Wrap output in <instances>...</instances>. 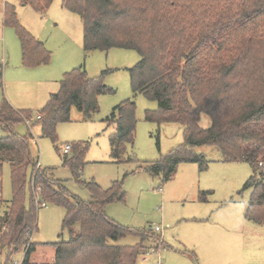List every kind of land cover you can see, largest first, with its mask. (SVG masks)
I'll return each mask as SVG.
<instances>
[{
	"label": "trees",
	"instance_id": "1",
	"mask_svg": "<svg viewBox=\"0 0 264 264\" xmlns=\"http://www.w3.org/2000/svg\"><path fill=\"white\" fill-rule=\"evenodd\" d=\"M39 14L52 0H17ZM63 8L78 15L83 25L85 53L111 49L134 51L139 61L127 69L133 96L142 95L156 102L155 111H145L147 123L177 124L182 127L183 143L157 161L138 167L151 176L171 180L181 163H195L200 172L207 169L196 147L214 148L223 162H242L252 175L242 190H250L245 218L264 225V0H63ZM3 24L13 27L20 44L22 62L34 67L49 62L50 54L18 22L15 7L4 3ZM112 73L105 70L89 78L82 67L66 73L59 89L36 112L34 124L41 137L55 145L56 126L70 121L74 107L91 121L98 113V97L111 95L104 83ZM3 88L0 74V90ZM136 106L132 99L114 107L104 119L115 132L110 148L116 163L132 162L125 155L133 146ZM206 115L210 127L199 126ZM30 111L14 110L5 99L0 104V206L1 170L10 168L12 197L0 214V264H12L15 254L23 253L28 263L36 251L31 236L37 230L39 207L49 205L65 211L62 231L68 239L50 244L52 263L43 264H137L144 241L157 240L152 231H139L119 225L107 217L106 207L123 203L122 182L113 181L102 189L95 181H80L88 143L71 146L73 156L63 154L72 178L88 191L87 201L70 194L62 182L51 179L46 169H37L30 182V205L24 206L26 173L36 162L30 152V134L21 136L14 128L29 122ZM159 150L157 140L156 144ZM58 150V148H56ZM208 192L198 200L207 202ZM133 235L135 246L114 244ZM156 238V239H155Z\"/></svg>",
	"mask_w": 264,
	"mask_h": 264
},
{
	"label": "rangeland",
	"instance_id": "2",
	"mask_svg": "<svg viewBox=\"0 0 264 264\" xmlns=\"http://www.w3.org/2000/svg\"><path fill=\"white\" fill-rule=\"evenodd\" d=\"M4 3L15 7L19 24L44 45L50 54L48 63L34 67L23 64L16 31L3 24ZM62 3L63 0H52L48 10L39 14L17 0H0V74L3 82L0 104L5 99L14 110L32 112L30 123L14 128L15 133L30 134L34 139L30 141V152L36 164L32 173L30 169L26 173L25 208L30 205V182L37 164L39 169L49 171L47 174L51 179L62 182L70 194L84 201L90 199L85 187L72 178L70 169L62 163L64 146L88 143L80 181L93 180L102 189L119 181L125 192L123 203L115 202L106 207L107 217L130 229H161L153 234L159 237L157 240L144 241L137 264H264V225L245 220L251 191L239 193L252 175L250 166L242 162H223L214 148L204 146L194 149L207 163V169L202 172L195 163H181L173 178L164 182L161 175L151 176L139 170L143 163L157 161L182 144V127L173 123L157 126L145 122V111H155L157 105L142 95L132 94L127 69L139 61L138 54L123 49L85 53L82 20L65 10ZM79 67L89 78L111 70L104 83L114 93L98 97L99 111L91 121H83L82 113L73 107L70 121L56 126L57 142L54 145L50 139L41 137V127L34 124L36 112L51 94L58 91L63 76ZM129 99L136 106L134 143L126 147L125 153L132 162L116 163L110 148L115 129L104 119L114 107ZM199 126L210 127L206 115H200ZM5 135L0 127V138ZM72 156L73 151L67 155L68 158ZM261 172L264 183V166ZM203 192L209 194L206 203L198 200ZM1 197L4 203L0 206V214L12 197L8 164L1 170ZM64 214L65 211L56 206L38 208L37 230L31 236L36 251L29 264L53 262L54 248L50 244L68 239L67 232L62 231ZM113 243L135 246L139 239L128 235ZM22 258L20 252L11 261Z\"/></svg>",
	"mask_w": 264,
	"mask_h": 264
},
{
	"label": "built area",
	"instance_id": "3",
	"mask_svg": "<svg viewBox=\"0 0 264 264\" xmlns=\"http://www.w3.org/2000/svg\"><path fill=\"white\" fill-rule=\"evenodd\" d=\"M36 119H39V117H36ZM31 121V120H30ZM30 121L29 122H26V123H30ZM71 152V146L70 145H66V146H64L63 148H62V153L63 154H69ZM39 165L37 164V166H36V170L37 169H39ZM151 231H153L154 233H157V232H160V229L158 228V227H155V228H153ZM151 253H154V252H151ZM149 254V253H148ZM147 254V255H148ZM142 260H145V256H142ZM12 264H27V263H25L24 262V254H23V258L20 260V261H17V260H13L12 261ZM158 264H160L159 262H158Z\"/></svg>",
	"mask_w": 264,
	"mask_h": 264
},
{
	"label": "crops",
	"instance_id": "4",
	"mask_svg": "<svg viewBox=\"0 0 264 264\" xmlns=\"http://www.w3.org/2000/svg\"><path fill=\"white\" fill-rule=\"evenodd\" d=\"M31 141H34V139H32ZM244 217H245V214H244ZM245 220L248 221L246 218H245ZM249 222H250V221H249ZM160 230H161V229H160ZM34 254H35V253L32 254V256H31L32 258H34V257H33ZM29 260H30V259H29ZM27 264H29V261H28Z\"/></svg>",
	"mask_w": 264,
	"mask_h": 264
}]
</instances>
